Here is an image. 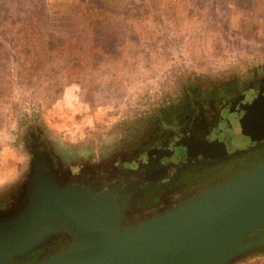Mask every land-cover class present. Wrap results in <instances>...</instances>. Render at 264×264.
I'll return each mask as SVG.
<instances>
[{
	"label": "clouds",
	"instance_id": "1",
	"mask_svg": "<svg viewBox=\"0 0 264 264\" xmlns=\"http://www.w3.org/2000/svg\"><path fill=\"white\" fill-rule=\"evenodd\" d=\"M110 2L138 6L116 18L115 54L94 46L91 32H84L87 0H0V194L26 180L28 133L35 125L42 123L46 138L62 149L95 150L77 126L48 119V97L58 81L72 77L76 85L96 89L97 97L119 92L124 101H135L146 91L155 94L170 69L214 81L248 78L252 69H264V0ZM61 23L75 27L53 28ZM49 32L65 44L49 51ZM24 47L31 52L27 64ZM72 132L80 138L73 139ZM252 264H264V256Z\"/></svg>",
	"mask_w": 264,
	"mask_h": 264
},
{
	"label": "water",
	"instance_id": "2",
	"mask_svg": "<svg viewBox=\"0 0 264 264\" xmlns=\"http://www.w3.org/2000/svg\"><path fill=\"white\" fill-rule=\"evenodd\" d=\"M224 115L218 139H182L171 155L228 161L264 148V92L247 90L242 104ZM36 190L20 219L0 222V264L13 262L33 235L55 223L77 246L39 264H239L264 248V162L131 224L110 193Z\"/></svg>",
	"mask_w": 264,
	"mask_h": 264
},
{
	"label": "flooded vegetation",
	"instance_id": "3",
	"mask_svg": "<svg viewBox=\"0 0 264 264\" xmlns=\"http://www.w3.org/2000/svg\"><path fill=\"white\" fill-rule=\"evenodd\" d=\"M250 74L251 79L232 76L187 81L176 95L162 99L143 116L136 134L108 146L97 159L80 160L53 145L41 126L31 127L27 178L0 194V222L20 219L29 209L37 187L51 186L61 191L83 188L96 194L110 193L127 224L138 223L164 214L220 181L264 162V148L228 161L202 156L178 159L171 155L182 139H218L224 114L242 104L247 90L264 92V77L257 79L264 75V69H252ZM55 225L33 235L28 241L31 247L9 264H39L73 250L76 237L60 224ZM253 254L264 256V248Z\"/></svg>",
	"mask_w": 264,
	"mask_h": 264
},
{
	"label": "rangeland",
	"instance_id": "4",
	"mask_svg": "<svg viewBox=\"0 0 264 264\" xmlns=\"http://www.w3.org/2000/svg\"><path fill=\"white\" fill-rule=\"evenodd\" d=\"M84 4V0H81ZM134 3L124 5L122 8L110 2V0H87L85 5L84 19L87 22L84 32H91L92 43L96 47H102L106 52L115 54V30L119 27L116 18L121 14L127 16L137 9ZM66 19L62 17L61 21ZM64 27H75L74 25H53L57 31ZM49 34V33H48ZM43 43V39H41ZM63 38L52 33L47 39V49L54 50L57 46H63ZM76 47H79L77 45ZM28 50V51H27ZM21 55L24 58L31 56L29 49H22ZM30 63V62H28ZM34 71L35 69H25ZM233 75L225 76L222 80L231 78ZM250 74L248 78H252ZM264 75L258 78H263ZM197 78L195 80H202ZM194 80L186 74L179 73L178 69H170L163 72L160 79L159 90L155 94L139 96L135 101L129 99L124 101L123 95L117 92L113 95L97 97L94 95L96 89L76 85L72 77H67L63 82H57L50 90L46 105L48 119L58 125H67L69 128L77 126L80 130V137H88L95 150L89 149L86 153L69 151L80 160L97 159L102 152L108 150L109 146H116L125 142L139 130L143 116L149 110H154L162 99L170 95H176L187 81ZM253 80V79H252ZM170 83V84H169ZM115 101V103H113ZM126 104V107L121 105ZM42 129L45 130L41 123ZM69 131H72L71 129ZM75 132H72L73 139H79ZM262 254H252L249 258L242 260L239 264H252L253 258Z\"/></svg>",
	"mask_w": 264,
	"mask_h": 264
},
{
	"label": "trees",
	"instance_id": "5",
	"mask_svg": "<svg viewBox=\"0 0 264 264\" xmlns=\"http://www.w3.org/2000/svg\"><path fill=\"white\" fill-rule=\"evenodd\" d=\"M36 15V17H37V19H39L41 16H42V12H38V13H36L35 14ZM31 20V17H29V21ZM52 33L53 32H49V34L47 33V35H48V37H50V35H52ZM41 39H43V37L41 36ZM44 43V42H43ZM43 43L41 42V44L43 45ZM25 49H28L27 47H24ZM24 48H22V49H24ZM28 51V50H27ZM29 58V57H28ZM28 58H25V63L27 64L28 62H30L29 61V59ZM264 159V158H263ZM262 159V160H263Z\"/></svg>",
	"mask_w": 264,
	"mask_h": 264
}]
</instances>
